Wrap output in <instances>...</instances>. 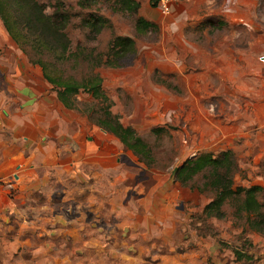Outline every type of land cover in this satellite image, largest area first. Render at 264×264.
Wrapping results in <instances>:
<instances>
[{
	"label": "rangeland",
	"instance_id": "374dc122",
	"mask_svg": "<svg viewBox=\"0 0 264 264\" xmlns=\"http://www.w3.org/2000/svg\"><path fill=\"white\" fill-rule=\"evenodd\" d=\"M37 1L69 40L63 63L45 47L51 70L98 73L107 100L80 90L64 105L0 18V63L22 54L68 112L57 129L68 156L48 144L51 157L0 181V264H264L243 193L225 194L220 215L204 212L227 168L232 188L264 182V0H177L169 14L147 0L137 11L122 0ZM118 35L132 52L111 47ZM100 117L145 146L128 149ZM225 152L228 167L206 161ZM256 198L264 214V192Z\"/></svg>",
	"mask_w": 264,
	"mask_h": 264
},
{
	"label": "trees",
	"instance_id": "16d2710c",
	"mask_svg": "<svg viewBox=\"0 0 264 264\" xmlns=\"http://www.w3.org/2000/svg\"><path fill=\"white\" fill-rule=\"evenodd\" d=\"M123 7L127 10L137 11L139 3L135 0H122ZM16 4L17 9L22 10L26 14V24L28 27H22L27 33L22 35L17 31L16 23L13 20V6ZM0 18L3 21L6 32L12 40L16 42L18 47H24L28 60L32 64L41 67L42 75L45 81L55 90L57 97L64 104L68 95L77 94L80 90H86L96 99H106L107 96L101 89V78L98 73L83 75L79 79L60 77L51 70L49 63L44 58L45 47L56 53L54 60L63 63L68 59L63 58V53L67 50L69 40L65 33V27H56L52 17L43 13V8L37 0H0ZM139 21H142L140 18ZM34 27H29V26ZM112 48L120 50L123 56L134 50V41L128 36H115L110 43ZM95 58V57H94ZM46 60V61H45ZM102 62V61H101ZM66 105V104H64ZM108 117L111 116L110 111H106ZM99 125L105 130L117 136L128 149L133 150L136 147H144V143H136L135 136L131 128L124 126L117 118L109 121L103 117L99 119ZM227 153H223V158L206 161H213L214 165L226 163V167L230 166V162L226 159ZM223 185L219 195L212 199L204 209L207 215H220L221 206L224 195L227 193H243L242 207L248 217V224L251 228L264 232V214L262 213L263 205L256 198L257 192H264V182L262 185H251L244 189L242 187L232 188L233 180L227 168V172L223 174ZM252 216V218H251ZM237 256V254H236ZM241 255H238V259Z\"/></svg>",
	"mask_w": 264,
	"mask_h": 264
},
{
	"label": "crops",
	"instance_id": "0c3cea01",
	"mask_svg": "<svg viewBox=\"0 0 264 264\" xmlns=\"http://www.w3.org/2000/svg\"><path fill=\"white\" fill-rule=\"evenodd\" d=\"M16 58L13 66L4 58L0 63V181L19 176L32 158L51 157L48 144L57 146L59 158L68 156L57 132L58 125L68 122V112L54 101L43 79L28 71L32 64L22 54Z\"/></svg>",
	"mask_w": 264,
	"mask_h": 264
},
{
	"label": "built area",
	"instance_id": "2783aa9c",
	"mask_svg": "<svg viewBox=\"0 0 264 264\" xmlns=\"http://www.w3.org/2000/svg\"><path fill=\"white\" fill-rule=\"evenodd\" d=\"M154 5L161 13L169 14L172 10L174 3L177 0H147Z\"/></svg>",
	"mask_w": 264,
	"mask_h": 264
}]
</instances>
